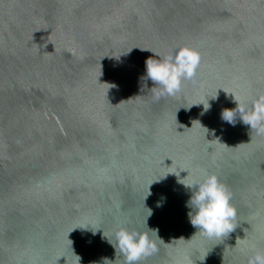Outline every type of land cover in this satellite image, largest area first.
Listing matches in <instances>:
<instances>
[{
  "label": "water",
  "instance_id": "obj_1",
  "mask_svg": "<svg viewBox=\"0 0 264 264\" xmlns=\"http://www.w3.org/2000/svg\"><path fill=\"white\" fill-rule=\"evenodd\" d=\"M181 45L200 65L157 99L145 59ZM258 93L264 0H0V264H122L103 235L147 231L149 209L159 238L137 264H248L264 252V131L221 112ZM202 169L237 211L221 240L187 215L178 180Z\"/></svg>",
  "mask_w": 264,
  "mask_h": 264
},
{
  "label": "clouds",
  "instance_id": "obj_2",
  "mask_svg": "<svg viewBox=\"0 0 264 264\" xmlns=\"http://www.w3.org/2000/svg\"><path fill=\"white\" fill-rule=\"evenodd\" d=\"M140 49L145 50L146 48ZM130 50L131 48L128 51ZM151 52L154 56L145 59V72L140 77V81L142 88L147 87L149 80L153 83L151 89H153L157 99L165 95L172 96L179 92L182 87V81L191 80L195 76L201 61L199 50L190 45H181L176 48L174 53H169L163 57L158 53ZM234 100L236 107L223 109L221 118L229 124H235V117L239 114L241 120L249 125L250 128L264 131V93L256 94L250 102ZM197 103L200 102L189 104L187 108ZM209 108L210 104L208 102L207 105L203 104V111H207ZM179 170H185L187 174L183 177H188L187 169ZM167 173L172 172H166L150 183L165 178ZM178 181L191 191L185 206L189 209L187 213L189 221L196 229L193 235L198 233L203 237L221 240L234 230L237 223H233V221L236 218L237 211L231 203V193L220 182L214 172L202 169L199 175H193L186 180ZM147 194H150L149 191ZM160 204L161 202L158 201L157 206H160ZM150 215L151 210L149 209L148 214L144 217V226L147 231L129 230L121 226L116 229L112 239L103 235L108 243L113 246L115 257L117 254L123 257L122 264H137L141 257L156 251V242L152 239L150 233H154L158 237V230L147 226V218ZM248 247L254 248L255 245L249 244ZM77 258L79 264V257L77 256ZM105 260L111 261L107 258ZM248 264H264V252H254L249 257Z\"/></svg>",
  "mask_w": 264,
  "mask_h": 264
}]
</instances>
